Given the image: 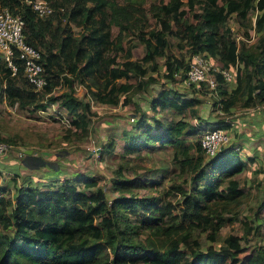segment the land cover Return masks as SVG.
I'll return each mask as SVG.
<instances>
[{"label":"trees","instance_id":"16d2710c","mask_svg":"<svg viewBox=\"0 0 264 264\" xmlns=\"http://www.w3.org/2000/svg\"><path fill=\"white\" fill-rule=\"evenodd\" d=\"M46 1L53 11L44 16H39L26 0H0V6L6 5L22 16L26 41L41 50L48 77L44 89L52 88L53 75H60L68 83L67 92L50 98L75 114L71 123L81 129L87 126L90 102L74 95L71 76L80 82L87 80L89 89L92 87L89 91L92 101L112 103L120 93L129 97L132 87L130 83L118 82L119 79L138 77L139 90L156 81L154 74L160 68L157 56L165 57L167 77L174 80L179 73L183 79L188 63L183 59L176 61L165 52L170 44L181 49L187 47L189 53L217 58L222 67L243 63L231 89L230 82L217 75L219 83L214 91L221 96L220 109L228 110L240 95H244V104L256 99L264 104V0L161 1L153 6L159 28L147 30L145 11L131 0ZM257 10L262 12L255 14L253 28L258 38L250 49L254 51L240 53L226 23L232 14L245 20ZM72 25L82 29L81 32L74 33ZM112 26L118 28L114 37ZM130 31L136 33L143 54L139 59L127 56L119 61L115 52L124 49L122 36ZM19 78L31 88L13 86ZM4 79L9 100L21 105L34 102L36 91L23 76L21 67L18 65L12 73L0 58V81ZM192 86L194 89L202 85ZM185 94L168 88L144 98L153 111L171 109L180 114L189 108L195 114L191 106L200 99ZM154 116L139 112L134 125L140 132L126 140L124 151L139 148L140 144L176 147L175 161L189 170L193 179L191 192L183 195L179 211L174 212L170 202L157 204L150 210L159 201L158 197L133 193L134 187L143 185L140 176H124L121 166L112 180V188L118 195L109 203L104 188L91 175H67L46 182L30 180L17 185L12 193L8 186L0 184V264H264L262 246L239 257L243 236L230 245L222 241L215 247L207 242L219 239L220 228L231 219L224 216L228 198L243 194V181L237 175L256 160L255 155L243 158L240 147L232 142L213 157L204 156L199 142L196 154L190 153L182 144L187 123L183 119L163 121ZM148 118H154V122L148 123ZM212 125L221 124L203 123L201 129ZM0 141L4 140L0 138ZM262 169L258 163L252 171H256L254 176L246 175L250 183ZM199 180L204 183L200 184ZM254 180L253 185L261 182L264 186V181ZM127 190L128 195L124 192ZM127 209L148 213L140 224H133L127 218ZM259 210L264 228V196L256 211ZM245 225L247 235L251 224L245 222ZM192 229L197 233L191 234ZM203 231H207L209 239L199 236Z\"/></svg>","mask_w":264,"mask_h":264},{"label":"rangeland","instance_id":"374dc122","mask_svg":"<svg viewBox=\"0 0 264 264\" xmlns=\"http://www.w3.org/2000/svg\"><path fill=\"white\" fill-rule=\"evenodd\" d=\"M120 3L124 0H119ZM135 5H140L145 11V20L148 25L144 29L159 28L158 17L153 14V6L159 5L161 1L167 0H131ZM257 10L251 13L247 19L240 20L235 14H232L226 25L231 27L232 34L238 43L239 52H250L258 38L254 30L255 14L261 13ZM74 33L81 32L77 26H73ZM117 26H112V37L117 33ZM137 32V29L135 30ZM135 32H126L122 36L123 50L115 52L116 59L124 60L128 56L130 59H139L143 54V47ZM169 40L171 36H168ZM174 41V40H172ZM135 43V47L129 45ZM189 48H177L170 44L166 48V53L172 55L174 59H183L189 62ZM114 51H112V55ZM165 57L157 56L156 61L159 65V73H155L156 81L150 84L147 89L139 90L137 84L138 77L130 79L121 78L118 82L130 83L129 97L120 93L116 101L112 103H102L92 101L90 89L87 80H80L72 77L74 95L82 101L90 102V112L87 113V126L81 129L71 123L75 119V114H71L62 107L58 100L50 97L60 95L68 91V83L63 77L54 76L52 79V88L50 90L41 89L35 93V100L29 104H19L17 101L9 100L6 96V80L0 81V138L11 145V151L5 158H16L22 163L23 168H18L19 163L6 161L5 166L0 165V184L7 183L10 185V193L15 190L17 185L30 183L28 173H32L36 178L44 176V173L53 172L62 176L91 175L97 179L106 192V201L109 203L112 197L118 195L117 191L112 188V180L117 177L116 170L119 166L124 168L123 175L126 177L140 176L143 183L140 187H134L133 193L138 196H156L158 202L152 204L150 210L157 204L170 202L174 212L179 211L180 202L185 193L191 192L192 173L181 168L180 164L175 161L176 147L173 145L161 146L160 144L146 146L139 145V148L129 152L124 151L125 142L129 137H136L140 130L134 125L135 117L140 111L163 121H176L183 119L187 123L182 137V144L186 145L190 153L196 152V144L199 142L202 124L216 121L217 124H223V119L233 112L246 111L249 107H256L262 104L257 100L244 104V95L237 98L233 111H226L219 108L222 103L219 101L221 96L208 87L201 84V87H195L183 82L177 73L175 79L171 80L166 76L164 68ZM213 62L221 66L217 58L212 57ZM243 68V63H237V72ZM181 71V70H179ZM236 72V73H237ZM56 73V72H55ZM52 77V76H51ZM17 79L13 86H27L22 80ZM31 88V87H30ZM177 89L186 93V97H198L200 100L191 106L195 109L193 114L189 108L178 114L173 110L153 111L150 109L145 98L156 95L161 89ZM244 88V92H245ZM145 97V98H144ZM130 100H129V99ZM197 98V99H198ZM39 105V106H35ZM134 117V118H133ZM133 118V119H132ZM211 120V121H210ZM148 123L154 122V118H148ZM128 132V133H127ZM232 142V141H231ZM196 154V153H195ZM13 158V159H14ZM6 160V159H5ZM36 166V167H32ZM16 171L17 173H15ZM61 172V173H60ZM256 172V171H254ZM61 174V175H60ZM246 175L254 176L253 173L247 174L244 170L237 177L243 181V194L237 198H228L229 204L224 216L231 218L220 228L219 239L210 241L207 231L199 234L200 237L206 236L207 242L218 247L222 241L229 245L234 243L238 237L243 236L242 248L238 252L239 257L249 254L257 246L264 247V228L261 225L262 211L257 210L258 204L264 196V186L261 182H256L258 186L252 184L254 179L264 181L255 177L250 181ZM14 183L11 186V182ZM34 179L33 182H35ZM41 181V180H38ZM42 182V181H41ZM204 183V180H199ZM255 183V182H254ZM80 186V184H78ZM126 195L130 192L124 191ZM149 210V211H150ZM127 218L133 224H140L142 217L148 212L138 210H125ZM245 222L251 224L246 235ZM248 225V224H247ZM142 230L141 234L144 233ZM197 230L192 229L191 234H196ZM236 264H239L237 262Z\"/></svg>","mask_w":264,"mask_h":264},{"label":"built area","instance_id":"2783aa9c","mask_svg":"<svg viewBox=\"0 0 264 264\" xmlns=\"http://www.w3.org/2000/svg\"><path fill=\"white\" fill-rule=\"evenodd\" d=\"M39 16L53 11V7L46 0H26ZM24 20L18 13H13L8 6H0V58L10 67L12 73L17 71L18 65L27 82L35 91L44 89L48 82L45 62L39 48L28 43L23 33ZM237 72V64L229 67L216 65L210 56L199 52L190 54L188 69L183 82L215 89L222 79L232 82ZM133 119V118H132ZM229 131L221 125H212L201 131L199 143L205 157H213L221 147L230 141ZM11 151V145L0 141V159L5 158ZM1 195V193H0Z\"/></svg>","mask_w":264,"mask_h":264},{"label":"crops","instance_id":"0c3cea01","mask_svg":"<svg viewBox=\"0 0 264 264\" xmlns=\"http://www.w3.org/2000/svg\"><path fill=\"white\" fill-rule=\"evenodd\" d=\"M235 84L236 82L233 80L228 84V88H233ZM232 106H234V104L229 106L226 111H233ZM223 121L226 123V126L223 124H221V126L225 127L231 135L229 142L232 141L233 144L240 147L241 156L243 158H248L250 155H255L254 158L258 161V163L262 164V171L257 173V177L262 179L264 176V104H259L254 108L249 107L246 111L233 112L224 117ZM13 158L14 157L0 159V165L5 166L4 164H6V161H11L13 163H19L20 165L17 166L19 169L24 167L23 161L20 163L19 160ZM256 160H254L251 164H248V167L244 169L247 174L252 173L253 169L258 167ZM32 167L34 168L36 166ZM27 176H29V179L32 180V182L34 179L46 182L49 180H56L57 177H59L58 174H54L53 176V172L44 173V176H40L39 178H36V176L32 173H28ZM10 182L12 186L14 182ZM1 185H5L10 188V185L7 183H2Z\"/></svg>","mask_w":264,"mask_h":264}]
</instances>
